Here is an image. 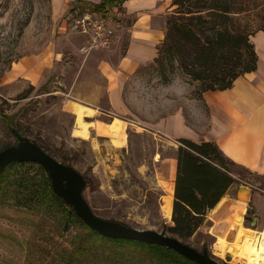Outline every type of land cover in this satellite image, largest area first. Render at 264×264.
Returning <instances> with one entry per match:
<instances>
[{"label": "rangeland", "instance_id": "1", "mask_svg": "<svg viewBox=\"0 0 264 264\" xmlns=\"http://www.w3.org/2000/svg\"><path fill=\"white\" fill-rule=\"evenodd\" d=\"M103 1L0 0V110L31 140L85 176L84 196L97 215L137 229L169 233L173 195L169 177L164 181L158 176L155 159L172 154L177 143L150 132L148 125L175 107L179 97H201L202 87L190 80L178 62L166 66L167 77L159 66L148 64L126 81L129 112L112 114L107 78L98 67L101 59L111 58L109 49L91 47L87 36L69 28L59 30L63 19L85 10L82 2H88L86 7L93 11ZM236 3L242 8L239 28L251 34L264 29V0ZM98 14L118 36L110 48L120 44L124 52L137 15L126 13L121 0ZM69 101L96 109L83 117L92 123L88 138L74 135L79 123L67 106ZM113 120L110 134L95 129L101 121ZM16 143L0 116V151ZM232 167L242 184H236L230 195H239V186L244 185L255 192L254 198L242 191L246 203L243 198L228 201L222 212L208 217L183 241L199 251L207 250L221 263L245 264L243 257H233L228 245L218 254L216 244L221 239L230 244L225 234L230 228L228 218L236 210L244 209L247 228L264 231V176L242 165ZM48 181L44 167L35 162H15L0 173V264H62L65 248L82 239L85 222L69 204H56ZM262 205L261 220L254 225L256 207Z\"/></svg>", "mask_w": 264, "mask_h": 264}, {"label": "trees", "instance_id": "2", "mask_svg": "<svg viewBox=\"0 0 264 264\" xmlns=\"http://www.w3.org/2000/svg\"><path fill=\"white\" fill-rule=\"evenodd\" d=\"M236 1L173 0L174 8L167 17L165 39L151 64L163 69V76L167 77L164 73L166 66L178 62L191 81L200 82L201 97L208 90L230 88L239 76L256 70L258 56L251 41L252 34L237 26L242 8ZM82 4L85 10L80 14L89 10L86 7L88 2ZM113 6L114 0H104L95 4L93 12L102 13ZM0 116L12 133L16 128L25 135L8 113L0 110ZM178 141L171 203L173 225L166 228L171 235L185 240L205 223L208 211L219 203L231 186L242 184V179L232 167L240 164L226 156L217 143L195 142L187 138ZM8 166L0 169V173H4ZM50 181V196L56 204L64 205ZM246 219L250 218L247 216ZM82 225L86 229L82 239L71 249L65 248L62 264H198L165 246L105 237L86 224Z\"/></svg>", "mask_w": 264, "mask_h": 264}, {"label": "crops", "instance_id": "3", "mask_svg": "<svg viewBox=\"0 0 264 264\" xmlns=\"http://www.w3.org/2000/svg\"><path fill=\"white\" fill-rule=\"evenodd\" d=\"M172 2L173 0H126L123 3L126 13L137 15L129 29L127 46L124 52H121L120 44L108 47L111 58L101 59L98 64L101 73L107 78V95L112 114L129 112L124 96L126 81L135 75L140 67L153 63L158 56L159 46L165 39L167 17L174 8ZM65 26L66 19H63L59 30ZM118 40L117 36L113 43ZM251 41L258 56L256 70L239 76L230 88L205 91L201 98L179 97L175 107L149 123V131L178 145L180 138L195 142L213 141L226 156L264 176V30L252 34ZM169 101L174 103L173 99ZM76 104L93 111L92 114L84 113V116H91L96 111L82 103L69 101L67 106L76 120L79 115L74 108ZM114 120L110 123L101 121V124L95 125V129L99 134H110ZM177 144L172 147V154L155 159L158 164V176L164 181L169 177L173 196ZM235 185L208 211L207 218L222 212L228 201H241V192L245 190L235 197L229 193ZM247 188L244 194L254 198L255 192ZM260 208H263V205L256 207L257 221L261 220Z\"/></svg>", "mask_w": 264, "mask_h": 264}, {"label": "water", "instance_id": "4", "mask_svg": "<svg viewBox=\"0 0 264 264\" xmlns=\"http://www.w3.org/2000/svg\"><path fill=\"white\" fill-rule=\"evenodd\" d=\"M17 143L0 151V169L13 162H35L44 167L51 180L55 194L74 208L76 214L92 230L110 238H124L142 241L148 244L165 246L198 264H224L209 255L208 251H199L166 230L137 229L129 225L111 221L97 215L84 196L87 185L85 176L72 165L65 164L43 150L28 136L13 128ZM247 191L244 185L239 192ZM257 223V218L253 224Z\"/></svg>", "mask_w": 264, "mask_h": 264}, {"label": "bare ground", "instance_id": "5", "mask_svg": "<svg viewBox=\"0 0 264 264\" xmlns=\"http://www.w3.org/2000/svg\"><path fill=\"white\" fill-rule=\"evenodd\" d=\"M74 108L75 111L79 114L77 120L79 126L74 129V135L82 138H88V123L83 120V117L84 113L92 114L93 111L77 104ZM244 200H246V197L243 198V204L246 203V201ZM241 207L238 205L236 206V208ZM217 208L218 207H216V209ZM243 210H236L229 216L228 220L230 221V228L225 235L227 236L230 244H227L228 242L226 240L225 242H223L224 240L222 239L218 240L216 244L217 253L222 254L224 251L223 247H225V245H228V247L230 248V252L233 254V257H243L245 260V264H264V231L257 232L255 230L247 228L243 224L242 220V215L244 212Z\"/></svg>", "mask_w": 264, "mask_h": 264}, {"label": "built area", "instance_id": "6", "mask_svg": "<svg viewBox=\"0 0 264 264\" xmlns=\"http://www.w3.org/2000/svg\"><path fill=\"white\" fill-rule=\"evenodd\" d=\"M67 28L87 36L91 47L108 48L114 42L113 29L107 25L104 17L93 11L86 10L66 19L65 30Z\"/></svg>", "mask_w": 264, "mask_h": 264}]
</instances>
